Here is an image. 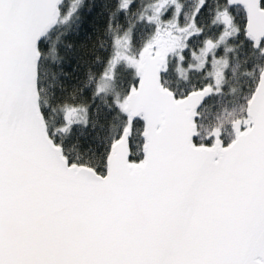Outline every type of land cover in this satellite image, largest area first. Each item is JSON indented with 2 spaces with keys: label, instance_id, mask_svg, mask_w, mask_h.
I'll return each instance as SVG.
<instances>
[{
  "label": "snow or ice",
  "instance_id": "6c2138e0",
  "mask_svg": "<svg viewBox=\"0 0 264 264\" xmlns=\"http://www.w3.org/2000/svg\"><path fill=\"white\" fill-rule=\"evenodd\" d=\"M0 264H264V0H0Z\"/></svg>",
  "mask_w": 264,
  "mask_h": 264
}]
</instances>
